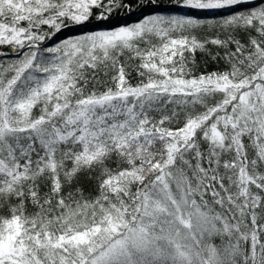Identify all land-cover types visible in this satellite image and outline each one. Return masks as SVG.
<instances>
[{
	"label": "snow or ice",
	"instance_id": "snow-or-ice-1",
	"mask_svg": "<svg viewBox=\"0 0 264 264\" xmlns=\"http://www.w3.org/2000/svg\"><path fill=\"white\" fill-rule=\"evenodd\" d=\"M0 264H264V0H0Z\"/></svg>",
	"mask_w": 264,
	"mask_h": 264
},
{
	"label": "trees",
	"instance_id": "trees-1",
	"mask_svg": "<svg viewBox=\"0 0 264 264\" xmlns=\"http://www.w3.org/2000/svg\"><path fill=\"white\" fill-rule=\"evenodd\" d=\"M148 9L144 10V15L149 14ZM141 18V13L137 11H133L132 13H127L125 10L121 9L117 13H114L113 17L109 21L110 24L115 25V24H122V23H133L136 22L138 19ZM72 34V33H62L60 38H64L65 35ZM213 50L215 51L214 46ZM126 59V58H125ZM132 63H139V61H132ZM196 63H197V72H212V71H217V70H223L225 65L224 63L221 62H216L213 61L210 57H207L201 53H197L196 55ZM132 82H136V73L132 72ZM100 79L102 80H107V77H104L101 75ZM101 90H103L101 88ZM94 182L88 181L86 178H81V184L86 188V189H91L93 187ZM33 211V209L29 208V212Z\"/></svg>",
	"mask_w": 264,
	"mask_h": 264
}]
</instances>
